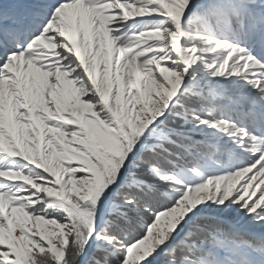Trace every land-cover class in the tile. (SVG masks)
Listing matches in <instances>:
<instances>
[{
  "label": "snow or ice",
  "instance_id": "6c2138e0",
  "mask_svg": "<svg viewBox=\"0 0 264 264\" xmlns=\"http://www.w3.org/2000/svg\"><path fill=\"white\" fill-rule=\"evenodd\" d=\"M0 264H264V0H0Z\"/></svg>",
  "mask_w": 264,
  "mask_h": 264
}]
</instances>
